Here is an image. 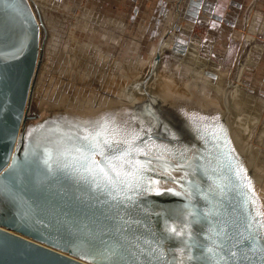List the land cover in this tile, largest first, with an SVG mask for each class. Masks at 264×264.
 I'll use <instances>...</instances> for the list:
<instances>
[{"label": "water", "instance_id": "water-1", "mask_svg": "<svg viewBox=\"0 0 264 264\" xmlns=\"http://www.w3.org/2000/svg\"><path fill=\"white\" fill-rule=\"evenodd\" d=\"M34 6L0 0V264H264V171L222 92L153 76L34 101L48 33ZM98 133L114 142L95 155L106 170L134 141L139 186L86 171L83 137Z\"/></svg>", "mask_w": 264, "mask_h": 264}, {"label": "rangeland", "instance_id": "rangeland-1", "mask_svg": "<svg viewBox=\"0 0 264 264\" xmlns=\"http://www.w3.org/2000/svg\"><path fill=\"white\" fill-rule=\"evenodd\" d=\"M155 1L157 0H37V4L41 7V15L44 23L48 25L49 30L52 33H50L51 38L55 44H53V52L47 61V54H44L35 86L34 101H38L42 96V93H46V90L50 91L52 88L54 89V87L61 86L64 83H74L73 77L78 78L76 72L82 71L85 68L87 71L89 69L95 74L93 79H90V77L88 81L92 80L91 82H94L97 86L101 85L102 87H110L114 82L130 83L128 74L117 75L119 67L116 66L115 62L123 60L124 57L122 55H119L118 59H116V54H113V56H111L112 58L109 59L110 61L108 64L107 60L101 61L96 59V56H99L98 53L100 54L101 52H95L92 50V48L95 47L93 38L101 39L108 34H111L108 33L109 27H107L113 23L111 21H115L120 24L119 26H123L124 31L122 32L124 37L127 38L125 39L126 46H135L137 48L136 51H139L138 54H140V56L143 54V47L146 46V50H149L151 43L149 39L147 40V44L145 42V45H139V34L141 33L143 36H148V34L151 35L153 31L156 30V27L159 36L156 39L153 38L154 40L159 41L162 39L167 42L171 39V36H173L172 40L182 38L184 43L188 45L187 48L191 45L195 52L210 54L217 63L226 60L224 66L226 69L224 68L225 70L223 74L224 81L230 76V71L228 72V70L235 67L238 69L237 73L240 72L241 81L244 85H246L245 82H248L249 84L255 80L256 83L254 84L264 92V13L262 12L264 4L262 0H234L242 4L240 10H235L238 13L236 19L237 27H230L228 24H224L226 22L223 19L226 18V15L228 14L227 20L233 21V12L231 10L233 9V4L230 3L232 0H220V2H218L223 8L218 13V15H221L222 17L217 16V23L213 20L209 21V16L204 17L202 13L204 11L202 9L201 12H198L201 14V17H198V20H192L195 19V17H193L191 12H187L186 8L188 6H193V10H196V6L200 5L202 7V0L199 4L193 0H164V4L162 5L163 9L161 10L160 15H162L165 20L159 24H152L150 26L151 21L156 23L155 20H151L155 19L156 8L152 5ZM159 1L160 0H158V2ZM158 2L157 5H159ZM135 4H142V7L138 6L139 8L135 7L137 10H133ZM228 9L231 12H228ZM215 13H217V11ZM156 15H158V13ZM107 20L109 22H107ZM97 24H99V29L94 30L91 25ZM104 24L105 26H103ZM153 27L154 30H152ZM167 31H169L167 35L163 36ZM161 35L162 37H160ZM115 36L110 38L116 46L115 49L107 51L120 52L123 48L121 46L122 39L120 42H116ZM83 40H88V42L84 43ZM158 41L156 42L157 44L160 43ZM168 43H170V41ZM109 45L111 46L112 44L110 43ZM154 46H156V44ZM127 50L129 51L130 49ZM132 54L133 50L131 48L129 59L132 57ZM166 54L167 53H164L163 50L159 52L160 56L155 62V67H158V64H161V62L165 64L164 57ZM150 55V57H153L154 52L150 53ZM146 57V60H148L149 55ZM134 60L137 59H132L131 63ZM187 61V59L184 60V63L180 66L181 73H177V71L176 73L174 71L170 73L163 70L158 72L157 75L154 76L155 81L153 85L158 88L168 87L170 84V78L179 81L178 84L181 83V85H183L186 84L185 82L189 81L185 78H188V76L189 78H193L191 80L193 86L199 85L200 79L196 77V75L193 76L192 71L187 72L190 67L196 68L198 63L196 65L192 64L198 62L197 58L192 64H189L190 61ZM148 64L150 63L148 62ZM128 66L131 68L133 67V65ZM44 67L47 68L48 73L46 77L42 78L43 72L45 71ZM108 68L112 71L110 75L111 77L109 78L107 76L108 79L103 80L104 76L102 75H106L104 72L109 70ZM73 72H75V75ZM136 76L137 75H135V77ZM208 87L211 88V90L216 91L213 85H209ZM238 88V81L233 83L230 88L228 86L224 87V89H227L228 91L230 100L233 99L232 94H235V89ZM217 90L220 91V89ZM245 92L249 91L247 90ZM260 101L261 100L253 99V103H255L256 106L255 109L253 108L249 110L250 108L247 107L243 110V107V109H241L242 112L235 109L234 114L240 113L241 115L244 114L248 116V114L250 115L251 113V117L249 118L251 120L250 127L247 128L253 130V128L258 125L259 128L250 133L247 131V135L249 138H252L254 148L256 145L260 147L261 144V149L264 150L263 136L258 138L254 137L255 133L256 136L262 134L264 129V123H261V116L263 117L264 114L262 112L263 108L261 107ZM261 162L264 163V157L262 154Z\"/></svg>", "mask_w": 264, "mask_h": 264}, {"label": "flooded vegetation", "instance_id": "flooded-vegetation-1", "mask_svg": "<svg viewBox=\"0 0 264 264\" xmlns=\"http://www.w3.org/2000/svg\"><path fill=\"white\" fill-rule=\"evenodd\" d=\"M107 22H109V21H107ZM112 22L113 23H111L109 26H107V27H109L108 33H111V34L110 35L108 34L107 36H105L104 39L107 41V38H111V37H113V36L116 35L115 36V41L117 42L118 41L117 40L118 37L121 35L120 36V40L122 39L121 46L123 48L120 50V52H118V51H116V52L107 51V50H113V46L112 47L110 46L111 47L110 49L109 48H104V47L100 46L98 42H94L95 47H93L92 50H94L95 52H101L100 54L98 53L99 57H101V56H103V57L104 56L109 57V55L110 56H113V54L114 55L116 54V57H117L116 59H118V56L119 55H122L124 57V59L123 60H119L120 62H115L116 63V66L119 67V69L117 70V72L120 73L121 75H127L128 74V77L130 78L129 85L132 86V87H139L140 84H142V82H143V84L144 83L146 84L147 81H148V78H150V77L153 76L154 71L156 69V67L154 65H155V62L157 61V53L154 52V56L153 57H150L151 56L150 55V53H151L150 50L152 49V45H155V44L158 45V46H160L161 47V50H163L164 53H167L165 55V57H164L165 64L161 62V64L159 65V67H157V71L158 72H161L163 70L165 72H170V73L173 72V71L175 73H176V71H177V73H181L180 72V66L184 63V60H186L184 58H187V60H189L191 63L197 58L198 62H194L193 63L194 65H196L198 63L197 66H201V63L200 62L202 60L203 61L210 60L211 62L217 63L210 54H205V53H202L201 54V53L195 52V50L193 51V48L191 47V45H189L190 47L187 48L188 45L184 43V40L182 38H176V39H173L172 40L173 36H171L170 37L171 39L169 38L170 39L169 40L170 43H168L169 41H167L166 42L167 43V48H164V44L163 43L165 42V40L163 41L162 39H160L158 41V40H154L153 39V38L156 39L159 36V33L157 31L158 30L157 28H155L156 30H155V32L152 35H149L148 34V37L139 38L140 39L139 45H145V42L147 44V40H149V39L152 40L153 44H151V47H149V50H146V46H144L143 47V51H142L143 54H141L142 56H140V54H138L139 51L137 52L136 50H134L133 51V54H132V57H130V59H129L130 51H128L126 49V47H124V46H126V43H125L126 40L125 39H127V38L124 37V35H123V32H122V31H124L123 30V26H119L120 24H118L115 21H112ZM98 25L99 24H97V25H91V27H93L94 30L95 29H99ZM103 26H105V25H103ZM168 32L169 31H167L164 35L162 33V35L163 36H166ZM162 35L160 37H162ZM145 36H147V35H145ZM157 41L160 42V43L157 44L156 43ZM110 43L112 45H114L113 44V41L111 40V41L107 42L108 46H109ZM96 45H98V46H96ZM102 50H104V51H102ZM147 55H149L148 60H146V58H147L146 56ZM187 56L189 58L190 57H194L195 59L194 58H190L189 59ZM108 59H110V58H108ZM132 59H137V60H134L131 63ZM109 61L110 60H107V63ZM148 62L150 64H148ZM225 62H226V60H222V61L218 62L217 64L220 67V65H223ZM126 64H128L130 66L133 65V67L131 68V67H129ZM108 69H110V68H108ZM230 70L232 71V74L231 75L229 74L230 75L228 77L229 78V82L226 83V86H228L229 88L233 84V82H231V81L234 80L235 74L237 73L238 69L235 68V67H233ZM189 71H192L193 76L196 75V77H198L200 79V76L202 75V72L204 70H199V68H191L190 67V68H188L187 72H189ZM196 71H199L198 74L200 76L197 75ZM200 71H202V72H200ZM204 73H206V71H204ZM206 74H209L210 75L209 72H207ZM135 75H137L138 77L137 76L135 77ZM185 78L187 80H189V81H191L193 79L191 77L189 78V76H188V78L187 77H185ZM252 80H254V79H252ZM245 83H246V85H244L242 83L241 77H240V73H239V79H238L239 88H238V94H237L236 97H237V100L239 101V104L240 105L241 104H244L246 108L248 107V105L242 101L243 99L245 100V98H244V96L242 94H246L247 96H251L254 100L264 101V96H263L264 93L261 94V93H258L257 92V94H255L254 92H251V95H249L247 93H244L245 91L249 90V88H247L248 86H250L252 84L255 85L254 84V83H256L255 80L252 83L250 82L249 84H248V82H245ZM199 84L203 85L204 83H201L200 82ZM226 86H225V83H224V85H222V86L219 87L220 91L222 92L221 93V97L222 98H225V95L228 93L227 89H224V87H226ZM256 89L257 90H260L258 88H256ZM252 91H254V90H252ZM263 113H264V109H263ZM248 117H251V114ZM261 119H262L261 120V123H264V115H263V117L261 116ZM258 128H259V125L256 126V127H254L253 128V131L256 130V129L258 130ZM255 136H256V133H255ZM249 145L253 147V140H252V138H249Z\"/></svg>", "mask_w": 264, "mask_h": 264}, {"label": "bare ground", "instance_id": "bare-ground-1", "mask_svg": "<svg viewBox=\"0 0 264 264\" xmlns=\"http://www.w3.org/2000/svg\"><path fill=\"white\" fill-rule=\"evenodd\" d=\"M34 2H35V8H34V11H36L35 9H37L39 12H40V14L42 13L41 12V7L37 4V0H33ZM36 13V12H35ZM50 13V12H49ZM41 17H42V15H41ZM109 17V16H108ZM177 18V17H176ZM42 20H43V18H42ZM105 20V19H104ZM110 20V19H109ZM111 20H112V18H111ZM108 21V20H107ZM101 22H102V20H101ZM112 22V21H111ZM43 23H44V20H43ZM103 23V22H102ZM106 23V22H105ZM44 25H45V30H47V38H46V41H45V51H44V54L46 53L47 54V57H46V61L48 60V58H49V56L51 55V53L53 52V44H55V43H53V40H52V38H51V32H50V30H49V27H48V25L47 24H45L44 23ZM105 25V24H104ZM258 25V24H257ZM58 28H59V26H58ZM74 28V27H73ZM63 29V28H62ZM255 29V28H254ZM85 31V30H84ZM81 32V31H80ZM51 33V34H50ZM68 33V32H67ZM121 36V35H120ZM120 36L118 37V42H120L121 40H120ZM142 37H148V36H143L141 33L139 34V38H142ZM93 40H94V42H98L99 43V45L100 46H102V47H104V48H111L112 46H114L113 47V49H115V45H111V47H110V45L108 46V44H107V42H109V41H111L112 39H110V38H107V41L104 39V38H101V39H95V38H93ZM82 41V40H81ZM89 41H90V39H89ZM83 42L84 43H87L88 42V40L87 41H85V40H83ZM150 43L151 44H153V42L150 40ZM95 45V44H94ZM154 45H152V49L150 50L151 51V53H153V52H156L157 54L161 51V47L160 46H158V45H156V46H154ZM124 47H126L127 49H130L131 50V48H132V50L134 51V50H137V48L135 47V46H132V47H127V46H124ZM46 48H47V51H46ZM164 48H167V43L165 42L164 43ZM129 50V51H130ZM173 55V54H172ZM175 56V55H174ZM177 57V56H176ZM188 57V56H187ZM95 58V57H94ZM108 58H112L110 55H109V57H107V56H104V57H97L96 56V59H98V60H101V61H103V60H109ZM115 58V57H114ZM183 58V57H182ZM189 58V57H188ZM184 59H187V58H184ZM190 59V58H189ZM187 62H189V60L187 61ZM201 63V66H196V68H199V70H204V71H206V73L207 72H209L210 73V75H208V74H206V73H204V71L202 72V71H200V72H202V75L200 76L198 73H199V71H196V73H197V75H199L200 76V82H203L204 84H206V85H213V87L215 88V90L216 89H219V87L220 86H222V85H224V82H225V84L227 83V82H229V78H226L225 79V81H224V79H223V74H224V70L226 69L224 66H225V64H226V62L223 64V65H220V67L218 66V64L217 63H214V62H211L210 60H206V61H201L200 62ZM189 64H192L191 62L189 63ZM45 65V64H44ZM159 65L160 64H158V67H159ZM192 65H194V64H192ZM240 65V64H239ZM225 68V69H224ZM44 69H45V71L43 72V77L42 78H44V77H46L47 76V73H48V70H47V68L46 67H44ZM219 71V72H218ZM223 71V72H222ZM230 71V75L232 74V71L231 70H228V72ZM76 72V71H75ZM75 72H73V74H75ZM106 75H102V76H104L103 77V80H106V79H108V77L110 78L111 76V73H112V71H111V69H109V70H107V71H105L104 72ZM157 73H158V71H157V67H156V69H155V71H154V74H153V76H155V75H157ZM195 73V72H194ZM239 73L240 72H238V73H236L235 74V77H234V80L233 81H231V82H233V83H235V82H237L238 81V79H239ZM76 74H78L77 76H78V78L77 77H73V82H77V81H79V80H83V81H86V80H88L90 77V79H93V77L95 76V74H93L92 73V71H90L89 69H88V71H87V69L85 68V69H83L82 71H77L76 72ZM107 74H109V75H107ZM214 74V75H213ZM117 75H120V73H117ZM151 75V74H150ZM108 76V77H107ZM153 76L151 77V78H153ZM150 78V79H151ZM149 79V80H150ZM100 80H101V78H100ZM152 80H150V82H151ZM174 80H172L171 78H170V84H169V86L168 87H170L171 86V83L173 82ZM148 83V82H147ZM203 84V85H204ZM140 85H142V86H144L145 85V83L143 84V82H142V84H140ZM239 86V85H238ZM145 87H147V85H145ZM249 88V92H244V93H249V94H251V92H254L255 94H257V92L258 93H264V92H262V90L260 89V90H257L256 88H258L256 85H251L250 87H248ZM259 89V88H258ZM252 90H254V91H252ZM237 91H238V89H235V94H232L233 96H232V100H230L229 99V94L227 93L226 95H225V98L226 99H228V102L230 101V103H231V105H232V107H231V112H235V109H238L239 110V112H242L241 111V109H243V107H244V109L243 110H245L246 109V107H245V105L244 104H239V101L237 100ZM210 94H211V96L210 95H208L209 97H211V98H216L217 97V93H215L216 94V96H214L213 95V92L211 91L210 92ZM243 96H244V98H245V100L243 99H241L244 103H246L247 105H248V107L250 108L249 110H251V109H255L256 108V106H255V103H253V98L251 97V96H247L246 94H242ZM218 98V97H217ZM216 98V99H217ZM262 98V97H261ZM247 101V102H246ZM260 104H261V107L263 108L264 107V101H260ZM258 106H259V104H258ZM264 109V108H263ZM263 112V111H262ZM251 114V113H250ZM264 114V113H263ZM248 116H249V114H248ZM247 115H241L240 113H237V114H234V117H235V120H233V128H234V133H235V135H236V138L238 139V142L241 144V146H243L244 148H248L249 149V151H250V153H251V159H250V162H251V164H252V166L254 167V169H256L257 170V168H259V170L260 169H262L263 171H264V163H262L261 162V154L263 155V157H264V150H262L261 149V144H260V147L259 146H257L256 145V147L254 148V147H252V146H250L249 145V136L247 135L248 134V132L250 133V132H252L253 130H250L249 128H247V127H250V117H248ZM248 120V121H247ZM246 124V125H245ZM248 131V132H247ZM260 133H261V131H260ZM263 134V135H262ZM262 134H260V135H257V136H254V137H261V136H263L262 138H263V141H264V129H263V132H262ZM259 145V144H258ZM260 154V155H259ZM263 164V165H262ZM260 166H262V167H260Z\"/></svg>", "mask_w": 264, "mask_h": 264}, {"label": "snow or ice", "instance_id": "snow-or-ice-1", "mask_svg": "<svg viewBox=\"0 0 264 264\" xmlns=\"http://www.w3.org/2000/svg\"><path fill=\"white\" fill-rule=\"evenodd\" d=\"M102 135V133H98L97 136L85 135L83 139L88 142V153H82L84 156V160L87 162L86 171L90 174L93 172H98L102 179L108 183L109 185L115 184H123L129 189L135 188L139 186L143 181V174L147 171V167L145 164L139 163L138 161H134L130 159L132 154L136 151L133 147L134 141H121L119 143H125L128 147L121 152V154L114 156L109 159L105 157V161L107 164V170L104 167L100 166V162L95 159V155L104 156L105 153L103 151L104 146L112 147L113 141H109L108 139H104L101 143L98 137ZM91 150H95L93 153ZM78 151H80L78 149ZM127 164L129 170H124V165ZM110 173L112 175H110ZM113 176L115 177V181L113 180ZM249 191L251 188L249 187ZM131 199V197H129ZM259 215H264V213H258ZM264 227V225H262ZM175 232V229H172Z\"/></svg>", "mask_w": 264, "mask_h": 264}, {"label": "crops", "instance_id": "crops-1", "mask_svg": "<svg viewBox=\"0 0 264 264\" xmlns=\"http://www.w3.org/2000/svg\"><path fill=\"white\" fill-rule=\"evenodd\" d=\"M194 2H197V4H199V2L201 1V0H193ZM223 1V0H222ZM157 2H158V0L157 1H155L152 5L156 8V13H155V19H151V20H155L156 21V23H153L152 21L150 22V26L152 25V24H159V23H161L163 20H165L164 19V17L162 16V15H160L161 13V10L163 9V2H164V0L162 1V0H160L159 2H158V4L159 5H157ZM218 2H220V0H202V3H201V5H202V7L199 5V6H196V10H193V6H188L187 8H186V10H187V12L189 11V12H191L192 13V15H193V17H195V19H192V20H198L197 18L199 17H201L200 15L201 14H199L198 12H201V9L204 11V12H202L203 13V15H204V17L205 16H209L208 17V19H210L209 21H214L215 23H217V21L216 20H218V18H217V16H221V15H218V13L222 10V8H223V6L222 5H220ZM262 2H263V4H264V0H262ZM156 3V4H155ZM231 4H233L232 5V8L233 9H231L232 10V12H233V21H234V23H233V21L232 20H227L228 19V14L226 15V18H223L224 19V21L226 22V23H224V24H228V26H230V27H237V23H236V19H237V16H238V13H237V11H235L236 9L237 10H240L241 9V5L242 4H240V2H238V1H234V0H232L231 2H230ZM98 5V4H97ZM156 5V6H155ZM142 7V4L141 5H136L135 4V6H133L134 8H133V10H137V9H135V7L136 8H139V7ZM262 8V7H261ZM193 11V12H192ZM217 11V13H215ZM227 11V10H226ZM230 10L228 9V12H229ZM231 12V11H230ZM262 12L264 13V9L262 10ZM158 13V15H156ZM206 13V14H205ZM130 16V15H129ZM128 16V17H129ZM222 17V16H221ZM154 18V17H153ZM191 18V17H190ZM202 19H203V17H202ZM215 19V20H214ZM223 21V22H224ZM220 26H222V25H220ZM158 27V26H157ZM156 28V27H155ZM152 30H154V27H153V29ZM155 31H153V33H154ZM152 33V34H153ZM151 34V35H152ZM242 42V41H241ZM240 42V43H241Z\"/></svg>", "mask_w": 264, "mask_h": 264}]
</instances>
